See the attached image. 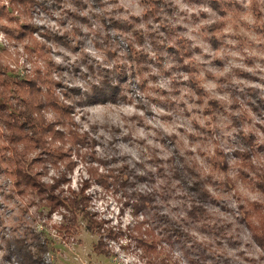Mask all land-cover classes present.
<instances>
[{
    "label": "clouds",
    "instance_id": "1",
    "mask_svg": "<svg viewBox=\"0 0 264 264\" xmlns=\"http://www.w3.org/2000/svg\"><path fill=\"white\" fill-rule=\"evenodd\" d=\"M0 102V264H264V0H0Z\"/></svg>",
    "mask_w": 264,
    "mask_h": 264
},
{
    "label": "trees",
    "instance_id": "2",
    "mask_svg": "<svg viewBox=\"0 0 264 264\" xmlns=\"http://www.w3.org/2000/svg\"><path fill=\"white\" fill-rule=\"evenodd\" d=\"M5 107H6V105L3 104L0 107V112H2ZM8 110L10 113H12V110L10 108ZM12 114L15 115L17 120L20 122V127L17 129V131L22 136L24 134L23 129L25 127H29V126L28 125L25 126L24 123L22 122L23 121V114H17V113H12ZM25 178L30 179V176H26Z\"/></svg>",
    "mask_w": 264,
    "mask_h": 264
},
{
    "label": "rangeland",
    "instance_id": "3",
    "mask_svg": "<svg viewBox=\"0 0 264 264\" xmlns=\"http://www.w3.org/2000/svg\"><path fill=\"white\" fill-rule=\"evenodd\" d=\"M3 105L2 102H0V107ZM25 125V124H24ZM26 126V125H25ZM26 128V127H25ZM101 259H104V264H108L107 259H105L103 256L101 257Z\"/></svg>",
    "mask_w": 264,
    "mask_h": 264
}]
</instances>
